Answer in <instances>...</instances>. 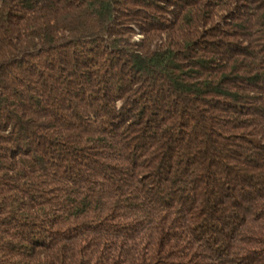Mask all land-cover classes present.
<instances>
[{"label":"trees","instance_id":"16d2710c","mask_svg":"<svg viewBox=\"0 0 264 264\" xmlns=\"http://www.w3.org/2000/svg\"><path fill=\"white\" fill-rule=\"evenodd\" d=\"M0 264H264V0H0Z\"/></svg>","mask_w":264,"mask_h":264}]
</instances>
